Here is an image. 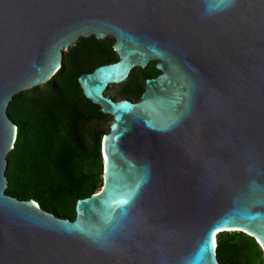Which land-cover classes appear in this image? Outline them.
<instances>
[{"label":"water","instance_id":"95a60500","mask_svg":"<svg viewBox=\"0 0 264 264\" xmlns=\"http://www.w3.org/2000/svg\"><path fill=\"white\" fill-rule=\"evenodd\" d=\"M90 37L118 61L78 84L112 123L69 220L5 194L7 108ZM151 61L138 102L105 96ZM220 233L264 254V0H0V264H219Z\"/></svg>","mask_w":264,"mask_h":264},{"label":"trees","instance_id":"16d2710c","mask_svg":"<svg viewBox=\"0 0 264 264\" xmlns=\"http://www.w3.org/2000/svg\"><path fill=\"white\" fill-rule=\"evenodd\" d=\"M113 44L112 38L79 39L48 82L13 97L7 115L17 132L7 158L6 195L73 220L76 202L101 188L100 144L111 117L84 98L78 77L117 62ZM147 79L151 64L130 75L124 97L137 101ZM216 255L219 264H264L260 247L242 233L218 234Z\"/></svg>","mask_w":264,"mask_h":264},{"label":"flooded vegetation","instance_id":"af4514ba","mask_svg":"<svg viewBox=\"0 0 264 264\" xmlns=\"http://www.w3.org/2000/svg\"><path fill=\"white\" fill-rule=\"evenodd\" d=\"M150 64H151V79H153V78H155L156 76H158L160 73H159V71H157L156 69H155V64H156V62L155 61H151L149 64H148V66H150ZM147 66V67H148ZM146 67V68H147ZM156 71V72H155ZM127 91V89H125L124 88V86H121L120 88H119V90L117 91L118 92V96H115V97H108V98H110L111 100H113L114 102H117V101H121V100H127V101H130V102H132V103H136V102H138L139 101V99H140V97H139V99L137 100V101H134V100H132V99H128V98H125L124 96V94H125V92ZM143 91H144V88H143ZM143 93V92H142Z\"/></svg>","mask_w":264,"mask_h":264},{"label":"rangeland","instance_id":"374dc122","mask_svg":"<svg viewBox=\"0 0 264 264\" xmlns=\"http://www.w3.org/2000/svg\"><path fill=\"white\" fill-rule=\"evenodd\" d=\"M136 70V69H135ZM133 70L132 73L135 71ZM131 73V75H132ZM125 83L121 84V85H111L107 88L106 92H105V96L106 97H115V96H118V90L121 86H124ZM112 123V118H110L107 122H106V126H105V129L104 131H106L107 128H109L110 124ZM108 133V131H107ZM100 190V189H99ZM98 190V191H99ZM97 191V192H98Z\"/></svg>","mask_w":264,"mask_h":264},{"label":"bare ground","instance_id":"6f19581e","mask_svg":"<svg viewBox=\"0 0 264 264\" xmlns=\"http://www.w3.org/2000/svg\"><path fill=\"white\" fill-rule=\"evenodd\" d=\"M213 239H214L213 241H214V246H215V235H213Z\"/></svg>","mask_w":264,"mask_h":264}]
</instances>
